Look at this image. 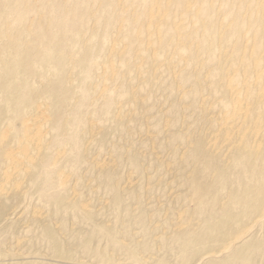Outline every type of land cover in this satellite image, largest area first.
I'll use <instances>...</instances> for the list:
<instances>
[{
	"label": "rangeland",
	"instance_id": "rangeland-1",
	"mask_svg": "<svg viewBox=\"0 0 264 264\" xmlns=\"http://www.w3.org/2000/svg\"><path fill=\"white\" fill-rule=\"evenodd\" d=\"M17 1L0 0V264H264V144L218 128L245 41L214 34L215 0L184 65L168 39L136 49L150 0H128L116 48L117 0Z\"/></svg>",
	"mask_w": 264,
	"mask_h": 264
},
{
	"label": "bare ground",
	"instance_id": "bare-ground-1",
	"mask_svg": "<svg viewBox=\"0 0 264 264\" xmlns=\"http://www.w3.org/2000/svg\"><path fill=\"white\" fill-rule=\"evenodd\" d=\"M31 2V0H27ZM26 0L17 1L20 5L29 4ZM43 2L44 0H40ZM60 3L61 0H56ZM70 0H63L67 7ZM181 8L177 13L168 14V7L175 0H150V4L145 11L143 28L146 35L141 39L136 49H146L155 51L163 39H168L165 54L173 55L179 65L186 64L191 45L199 42V39L207 34L206 28L201 22L203 16L209 15L211 8H203V0H180ZM240 14L239 23L233 24L228 14L224 12L223 3L215 0L218 10L210 13L211 19L218 25L214 34L219 38L240 29L245 44L241 50L235 49L234 46H229L225 52L226 63L235 64L242 69L241 79L242 84L240 90L234 89L231 91V96L234 98L233 108L230 114L225 117L219 125L220 132L224 135V142L229 145H237L242 141H250L258 144L260 147L264 144V0H238ZM3 2V1H2ZM55 3H42L31 9L36 22L27 27V36L30 42L33 38H42L43 23L48 22L50 16L45 15L38 8L45 6L49 10L53 8ZM215 5V4H214ZM7 6H4V9ZM71 7V6H70ZM68 8V7H67ZM72 8V7H71ZM116 11L121 17L116 22L115 36L113 47L116 48L117 40L121 36L123 21L122 17L127 16L128 12H133L135 9L128 0H117ZM238 13V11H237ZM236 16L238 18V15ZM33 21L27 20L25 24H32ZM170 25L173 32L169 37H165L161 33L163 26ZM10 28L5 30V37L10 39ZM198 29L202 35L191 34L193 30ZM232 43V42H231ZM200 50L195 46V57L199 61ZM233 79L236 74H231ZM213 140L217 136L212 137ZM37 145V144H36ZM14 167L16 161H11Z\"/></svg>",
	"mask_w": 264,
	"mask_h": 264
}]
</instances>
